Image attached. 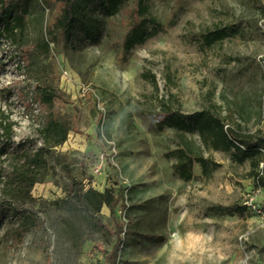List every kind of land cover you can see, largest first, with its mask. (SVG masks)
<instances>
[{
	"label": "rangeland",
	"instance_id": "374dc122",
	"mask_svg": "<svg viewBox=\"0 0 264 264\" xmlns=\"http://www.w3.org/2000/svg\"><path fill=\"white\" fill-rule=\"evenodd\" d=\"M143 1L162 29L131 50L140 0L113 16L98 8V42L54 28L57 0L30 2L21 43L0 37V126L12 123L10 146L0 142V264H107L118 241L115 264H264V191L252 159L159 128L166 100L264 137V0ZM217 27L232 35L204 43ZM39 88L54 92L53 113L70 131L30 187L13 179L42 143ZM179 146L217 165L205 173L195 163L184 180L174 168ZM259 158L263 168L264 147ZM89 188L120 191L115 217L77 201Z\"/></svg>",
	"mask_w": 264,
	"mask_h": 264
},
{
	"label": "trees",
	"instance_id": "16d2710c",
	"mask_svg": "<svg viewBox=\"0 0 264 264\" xmlns=\"http://www.w3.org/2000/svg\"><path fill=\"white\" fill-rule=\"evenodd\" d=\"M32 0H0V37H7L18 43L23 41L25 31V15ZM62 3V12L56 19L54 28L68 39H72L80 30L85 38L98 42L101 37L100 19L96 15L97 9L113 16L120 12L127 0H57ZM138 11L139 18L133 21L125 40V48L131 50L136 45L145 43L150 37L162 29V24L148 15V7L140 0ZM232 35L228 27H217L203 34L204 43L211 45L222 41ZM156 84L154 76L151 78ZM55 94L46 88L37 90L36 99L47 106L48 113L39 128L41 146L35 151L25 152L21 160V172L13 181L18 183L29 182L30 187L39 181V175L48 168V158L53 148L60 146L68 139L70 127L67 122L53 113ZM169 101H163L164 113L159 120V128H174L184 140L186 134L197 133L203 143L214 150L232 151V156L239 162L251 158V177L254 179V187L264 191V167L260 168V155L264 147V137L246 133L237 127L229 125L225 120L214 115L209 110H198L190 114H183L180 110L169 105ZM1 148L10 146L12 135V123H1ZM3 151V150H1ZM177 162L174 166L180 177L184 180L193 178L194 164L199 163L203 172L207 173L212 165H217L210 158L195 156L185 146L175 149ZM121 194L117 189L106 188L99 191L93 188L81 190L76 195L77 201L84 207L95 213H100L103 206L109 207L113 216H116V206L120 202ZM245 207V206H244ZM263 210H264V206ZM232 209V208H230ZM237 211H243V207H237ZM103 226V224H101ZM120 240V239H119ZM118 241L110 252H105L107 264H115ZM105 251V250H103Z\"/></svg>",
	"mask_w": 264,
	"mask_h": 264
},
{
	"label": "built area",
	"instance_id": "2783aa9c",
	"mask_svg": "<svg viewBox=\"0 0 264 264\" xmlns=\"http://www.w3.org/2000/svg\"><path fill=\"white\" fill-rule=\"evenodd\" d=\"M253 207L256 209V205L253 204ZM259 211L262 213L261 208L259 207Z\"/></svg>",
	"mask_w": 264,
	"mask_h": 264
}]
</instances>
